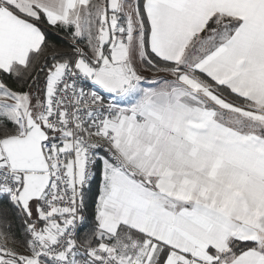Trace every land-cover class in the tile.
<instances>
[{
    "label": "snow or ice",
    "instance_id": "snow-or-ice-1",
    "mask_svg": "<svg viewBox=\"0 0 264 264\" xmlns=\"http://www.w3.org/2000/svg\"><path fill=\"white\" fill-rule=\"evenodd\" d=\"M0 264H264V0H0Z\"/></svg>",
    "mask_w": 264,
    "mask_h": 264
}]
</instances>
